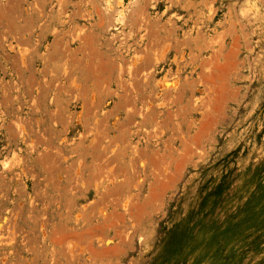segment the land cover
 Masks as SVG:
<instances>
[{"label":"rangeland","instance_id":"374dc122","mask_svg":"<svg viewBox=\"0 0 264 264\" xmlns=\"http://www.w3.org/2000/svg\"><path fill=\"white\" fill-rule=\"evenodd\" d=\"M0 264H264V0H0Z\"/></svg>","mask_w":264,"mask_h":264}]
</instances>
